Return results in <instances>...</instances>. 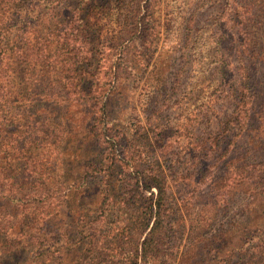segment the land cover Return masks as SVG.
I'll return each instance as SVG.
<instances>
[{"label":"rangeland","instance_id":"1","mask_svg":"<svg viewBox=\"0 0 264 264\" xmlns=\"http://www.w3.org/2000/svg\"><path fill=\"white\" fill-rule=\"evenodd\" d=\"M78 1L0 0V264H111L133 252L142 237L126 199L134 177L157 168L176 221L141 264H176L196 241L186 212L217 191L210 180L198 185L196 170L209 166L210 179L224 183L239 178L242 158L264 163V149H250L264 146V0H89L76 20L86 40L67 46L58 35ZM138 7L150 27L129 33ZM37 49L46 56L33 65L17 57ZM103 58H119V69L97 96ZM241 86L252 105L232 137ZM102 112L120 140L110 147L94 127ZM206 136L216 139L214 152L194 159L193 142ZM24 154L41 184L10 191L3 170L25 171ZM38 198L48 210L32 217L24 202ZM246 203L241 192L219 202L204 237L244 221ZM257 250L252 241L237 258L264 261ZM199 258L220 259L211 251Z\"/></svg>","mask_w":264,"mask_h":264},{"label":"trees","instance_id":"2","mask_svg":"<svg viewBox=\"0 0 264 264\" xmlns=\"http://www.w3.org/2000/svg\"><path fill=\"white\" fill-rule=\"evenodd\" d=\"M87 1L89 0H79L76 8L70 10L68 12L69 14H67L68 16L58 35V39H61L63 41L62 43L66 42L67 46H70L69 44H80V42L86 40L81 24H77L76 20L78 19V14L82 9V5ZM144 12H146V10L141 7H138L134 14L132 12L130 19L133 20V22H131L133 28L128 31L129 33H143L146 31L147 27H150L151 20L149 17L148 20H144L147 19L144 18ZM81 38L83 40H81ZM41 45H43V43H40V47ZM45 56L46 51L43 49H37V51L28 53H17V57L21 60L24 58L29 65L42 61ZM111 61L110 63L109 60L106 61V59L103 58V63L107 64V68L104 71L105 80L102 82L99 89H97V96L101 95L100 90L104 91L103 86L107 84L110 77H115V70L119 69V58L111 59ZM251 105V97L247 87L241 86L237 93L235 106L228 119L232 127V137L238 136L245 130L250 116ZM102 119L103 112L102 114L100 113L97 123L94 124L96 134L100 133L97 139L102 137L103 142L109 147L113 146V143H119L120 140L116 137L118 135L117 132L115 133L111 130V127L105 126L104 124L106 122L101 124ZM193 143V149H195L193 155L194 159H206L210 157L216 147V139L211 136L203 137ZM250 149H264V146L260 147V144H254L250 146ZM24 155L26 159L25 171L28 174L24 175L25 171L12 172L10 169L3 170L5 177L11 178V182L8 186L15 185L10 191L16 189L25 190L27 185L34 184L40 186L41 184L39 176L36 177L30 174L33 170L30 164V157L27 154ZM207 167H199L196 170V183L199 185L210 180V183H214L217 191L214 197L209 201H202L199 208L200 212L196 211L193 216L186 212L188 220L194 221L196 225L194 229H196L197 232H195V230L193 231V228L191 232L190 228V234H188L190 239H196V241L190 244V246L192 245V250L195 248L196 251L192 252L189 249L190 246H186V248L180 252L176 264H202L200 258L197 260V256L201 253L206 255L209 251L213 252L215 256L218 255L220 259L218 261L215 260V262L205 259V264H264L263 257L255 258L253 254L249 255L245 261H243L242 258H237L239 252L252 241H255L258 253L264 247V163L249 164L244 162L242 158L236 167V170H239V178L232 176L231 178H227L224 183L223 177L216 180L210 179L209 174L207 175L206 173L208 172ZM133 184V189L130 191L128 199H126L133 209L130 225L142 238L139 240L138 246L134 248L133 252L119 257L115 263L111 262V260V264H141L149 261L158 250V246L163 240L166 232L169 231L167 224L176 221V219L173 218L174 212L168 203V185L160 168L152 170L151 172L147 171L146 175L141 174L140 176H135ZM145 192H149V194L145 195ZM236 192H241L247 197L245 220L242 222H234L231 228L218 233L212 241L208 237H204V232L211 226L212 221H214L216 217L219 202L228 201ZM40 194L44 196L45 191L40 190ZM38 199L39 202H37L35 206L30 203L33 199L27 200L29 202H24V207H28L25 213L27 212L32 217H35L37 214H46L45 209L48 210V208L45 205V199ZM202 211H204V214H199L202 213ZM193 232H195V234ZM192 233L194 234L193 237ZM113 239L114 243H116L115 238ZM118 253L112 255L114 258L112 257L111 259L118 258ZM104 261H108V259Z\"/></svg>","mask_w":264,"mask_h":264}]
</instances>
